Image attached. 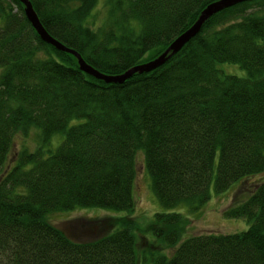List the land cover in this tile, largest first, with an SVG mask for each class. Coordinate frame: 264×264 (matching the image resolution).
Returning a JSON list of instances; mask_svg holds the SVG:
<instances>
[{"label":"trees","instance_id":"1","mask_svg":"<svg viewBox=\"0 0 264 264\" xmlns=\"http://www.w3.org/2000/svg\"><path fill=\"white\" fill-rule=\"evenodd\" d=\"M97 1L28 0L46 34L111 75L161 54L214 0H103L96 23ZM22 12L0 0V264H264V0L212 13L162 65L112 84L46 45ZM32 128L41 145L59 142L21 144L7 164ZM136 151L162 208L147 224L159 249L136 251L132 222L78 241L47 222L76 208L132 212ZM247 179V196L220 211L243 231L187 233L211 193Z\"/></svg>","mask_w":264,"mask_h":264},{"label":"rangeland","instance_id":"2","mask_svg":"<svg viewBox=\"0 0 264 264\" xmlns=\"http://www.w3.org/2000/svg\"><path fill=\"white\" fill-rule=\"evenodd\" d=\"M104 3L103 0L97 1V6L92 10L94 18L92 19L95 22H98V19L102 16L99 14L103 12ZM96 14H95V13ZM217 67L220 70H223L224 73L234 74V76H241L244 74V71L239 69L238 67L233 66V64L221 63L218 64ZM32 132L35 133V136L31 134H27L25 136L16 135L12 140V147L10 149V155L7 158V164L11 163L12 157H14L15 152L18 148L21 147V144H25L27 150H31L34 146L39 145L40 141L38 140L39 132L36 129H31ZM37 133V135H36ZM60 135V134H59ZM59 135L54 134L50 139H48L47 143H40V147L43 146L45 150L52 151L53 147L57 145L59 142ZM33 136L35 140L33 139ZM29 146V147H28ZM136 151L135 154V168L136 173L134 176V182L132 183V191L131 197L134 199V204L132 206V212L127 214L125 211H112L110 209H94V208H76L71 209L69 211L57 212L56 214L49 215L47 222L52 224L55 228L65 234L66 237L73 239L75 241L78 240H88L92 238H98L104 233H108L109 229L114 226L119 227L123 223L132 222L130 225V230L134 234V239L136 241L135 249L139 253L141 251H155L154 249H159L158 243L156 240H153L151 237V232L149 230V217L154 212L162 211V208L158 207L157 202L151 195L150 188H147V180L144 176L145 173L143 167L141 165L142 158L140 154ZM262 174V175H261ZM257 174L258 176L255 179L259 178L256 182L264 181V174ZM242 187L237 186L236 182L231 183V186L227 189L221 191V193L210 194L211 198L209 201H206L202 206V212L200 218H193L191 221L187 222L186 228L188 229L187 233L189 234H197V233H231L237 231H243L247 225L242 221L241 218H233L230 219L225 216L220 215V211L228 204V202L232 199L233 194H237V196H247L246 189L252 187V184L249 183V179L243 181ZM245 193V195H244ZM164 252L169 253L171 250L168 248L163 249Z\"/></svg>","mask_w":264,"mask_h":264},{"label":"water","instance_id":"3","mask_svg":"<svg viewBox=\"0 0 264 264\" xmlns=\"http://www.w3.org/2000/svg\"><path fill=\"white\" fill-rule=\"evenodd\" d=\"M243 1L245 0H214L212 1V3H207L202 7V10L199 12V14L196 15L192 25H189L184 29V31H182L181 34L175 36L172 39V42L165 46L161 54L153 57L151 60L149 59L142 62L141 64L137 63L131 68L129 67L127 69H124L122 73L109 75L98 72V70L93 66H88L87 63H85L81 58V56H78L73 49L63 46L61 43L56 41V39L46 34L45 29L41 27L40 23L38 22V18L35 17L33 8L30 6L28 0H18L23 9V17H26L30 27L34 29L35 35L39 37L40 40H42L46 45L48 44L51 47L55 48L56 51H62L68 55L70 54L71 56H73L76 59L75 62L79 71L87 74L89 77L92 76L96 79H99V81H103L109 84L121 83L124 79L131 77L132 73L146 72L148 70H153V68H156L159 65H162L163 61L167 57L172 56L179 47L183 46V44L187 42L189 38H191L198 32L199 26L204 22V20H206L209 15L211 16L212 13L218 12L225 7L232 6L234 3Z\"/></svg>","mask_w":264,"mask_h":264}]
</instances>
